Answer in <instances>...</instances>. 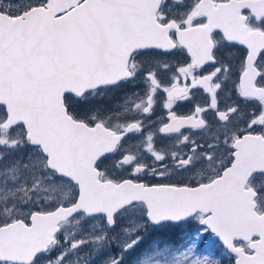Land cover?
<instances>
[{"label":"flooded vegetation","instance_id":"1","mask_svg":"<svg viewBox=\"0 0 264 264\" xmlns=\"http://www.w3.org/2000/svg\"><path fill=\"white\" fill-rule=\"evenodd\" d=\"M87 1L54 10L77 12ZM159 1L154 32L145 31L140 17H126L121 8L111 11L119 30L110 57L116 84L65 99L70 113L68 98L84 107L92 94L108 97L105 120L71 115L91 128L101 124L123 136L95 166L101 182L170 188L174 206L180 207L190 194L220 193L216 182L226 171L229 188L233 164L242 180L251 172L249 164L264 162V0ZM48 3L0 0V19H16ZM242 190L253 196V213L264 215V172L252 174ZM219 202L183 222L157 228L171 231L175 247L192 241V246L205 247L210 240L209 246H220L206 224L207 217L225 209V201ZM233 245L248 249L242 242Z\"/></svg>","mask_w":264,"mask_h":264},{"label":"water","instance_id":"2","mask_svg":"<svg viewBox=\"0 0 264 264\" xmlns=\"http://www.w3.org/2000/svg\"><path fill=\"white\" fill-rule=\"evenodd\" d=\"M52 1L44 14L35 11L13 22L0 21V105L7 115L3 127L23 126L30 145L40 148L46 157L47 169L76 185L78 195L70 206L33 214L29 226L16 221L0 227V261L31 264L47 251L60 231L59 225L78 214L88 218L103 216L113 228L120 212L142 203L148 222L159 226L182 222L197 210L225 198V212L214 216L220 231L210 230L236 257L234 264H264V215L253 213V196L242 190L252 174L264 172V168L257 167L261 162L249 164L251 172L242 180L236 178L237 166L233 164L230 169L234 176L229 188L226 171L216 182L220 193L210 192L200 197L190 194L186 205L174 206V194L168 188L150 190L128 182L118 185L100 182L95 166L111 154L123 136L113 135L100 124L91 128L76 122L63 106L66 94L81 96L116 84L112 83L116 79L110 57L116 49L119 30L113 24L111 11L121 8L126 17H140L145 31L154 32L159 0H88L82 10H73L55 20L52 13L58 3H70ZM79 23L86 27L80 28ZM118 62L122 68L123 60ZM250 233L259 239V244L250 247L254 255H245L234 248L233 242L249 240L242 237Z\"/></svg>","mask_w":264,"mask_h":264},{"label":"rangeland","instance_id":"3","mask_svg":"<svg viewBox=\"0 0 264 264\" xmlns=\"http://www.w3.org/2000/svg\"><path fill=\"white\" fill-rule=\"evenodd\" d=\"M84 103L83 107L68 98L74 118L81 112L105 120L109 102L104 92L86 97ZM5 119L0 106V227L17 220L27 223L34 211L47 212L72 204L76 187L46 168L45 158L29 145L23 128L2 127ZM171 236L169 229L150 227L140 205L117 216L114 228L103 217L78 215L63 224L56 242L32 264H219L220 260L213 262L208 255L211 251L226 259L225 264H233L219 245L207 248L213 240L199 252L192 247L193 241L189 246L174 248Z\"/></svg>","mask_w":264,"mask_h":264},{"label":"bare ground","instance_id":"4","mask_svg":"<svg viewBox=\"0 0 264 264\" xmlns=\"http://www.w3.org/2000/svg\"><path fill=\"white\" fill-rule=\"evenodd\" d=\"M260 162V161H259ZM260 166H257L259 169H263L264 168V162L259 163ZM197 191H202V190H197ZM203 191H207V190H203ZM209 192H213V190H210Z\"/></svg>","mask_w":264,"mask_h":264}]
</instances>
